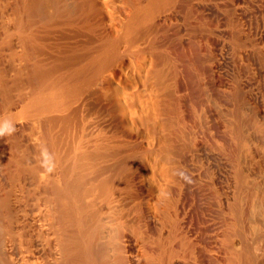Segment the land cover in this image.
<instances>
[{
	"label": "bare ground",
	"instance_id": "6f19581e",
	"mask_svg": "<svg viewBox=\"0 0 264 264\" xmlns=\"http://www.w3.org/2000/svg\"><path fill=\"white\" fill-rule=\"evenodd\" d=\"M46 1L34 4L30 12L46 14L44 9L50 5ZM59 1V12H69L74 8L72 4L78 3L75 0L73 3L68 0ZM78 1H82L84 6V2H87ZM193 1L128 0L124 34L107 37L102 48L86 56V64L75 75L73 73L72 79L31 86L22 96L23 113L18 117L11 112L18 104L11 94L12 89L0 87V93L3 96L6 94L7 98L0 103V118L11 119L17 128L13 135L0 138V264H188L187 261L193 260L197 254L212 264H219L214 263L211 254L216 229L211 211L214 199L212 193L204 198L206 209L199 207L197 195L183 191L182 182L176 173L178 163L173 158L189 147L188 142L193 136L184 133L181 127L187 124L192 126V119L176 114L171 118L172 126L170 124L174 142H168L167 138L160 139V146L174 156L155 158L154 155L151 159L133 161L128 144L106 139L101 131L94 133V130L88 129V123L83 117L80 120L73 119L76 131L72 134V141L62 144L65 145L62 150L51 131L52 125L59 128L60 122L49 118L51 114L69 110L83 89L96 85L110 86L111 78L104 73L114 63L119 47L124 42L128 43L130 51L136 53L138 65L145 72L142 82H147L149 75L157 76V81L152 83L157 87L152 106H162L168 108L171 114L177 113L182 100L181 92L189 90V85H193L194 82L190 83L189 80L192 73L198 76L201 74V64L196 63L198 59L195 61L198 53L187 51L189 48L184 50L179 42L180 31L174 30L169 35L159 18L165 13L179 11H185L186 16L192 18L198 9ZM50 6L47 8H53ZM201 24L204 28V23ZM193 42L190 44L193 45ZM146 58H150L152 66L147 65ZM172 58L181 63L180 68L171 64ZM192 90L195 89L192 88L190 92ZM207 112L205 108L203 113L206 115ZM28 121H35L32 129L34 138L25 145L21 132ZM151 125L156 129L154 124ZM45 126L48 128L43 133ZM223 127L229 139L223 137V149L230 151L232 138L234 146L242 149L246 130L243 132L240 128L239 119L235 116L232 122H225ZM42 144L55 156L56 168L50 174L44 173L40 167ZM157 148L160 147L153 144L150 150L155 154ZM133 166L150 170L153 185L158 191L155 200L146 201L147 194L143 193L140 183L135 181ZM150 195L151 191L148 192ZM259 196L262 205L252 202L249 217L253 220L258 217V221L264 225V187ZM221 228L223 249L227 252L225 262L221 264H256L257 259L248 239L241 252L231 249L229 241L234 232L233 222L226 219ZM193 230L199 235L197 237L202 242L201 248L190 239ZM251 232L250 228L248 235Z\"/></svg>",
	"mask_w": 264,
	"mask_h": 264
},
{
	"label": "rangeland",
	"instance_id": "374dc122",
	"mask_svg": "<svg viewBox=\"0 0 264 264\" xmlns=\"http://www.w3.org/2000/svg\"><path fill=\"white\" fill-rule=\"evenodd\" d=\"M55 1H46L53 8L48 7V10L47 6L50 5H47L46 11L44 9L46 14L42 15V12H30L33 5L41 0H0V87L12 89L11 94L18 104L11 112L17 114L16 117L23 113L21 99L31 86L72 79L75 72L86 64L90 54L102 48L107 37L124 34L128 0H86L85 6L82 1L75 0L78 4L68 0L74 8L61 13L57 10L60 1ZM193 3L198 9L192 18L186 16L185 11L174 15L172 12L165 13L159 18L169 35L180 31L179 42L184 50L189 48L187 51L200 54H195V61L198 59L196 63L201 64V74L192 73L189 76L190 83L194 82L192 88L198 91L190 92L192 88L189 85V90L181 92L182 100L177 113L171 114L168 108L162 106H152L157 90L152 83L157 81V76L149 75L147 82H142L145 72L138 65L136 53L130 51L128 43L124 42L119 47L114 63L104 73L111 78L110 86L96 85L83 89L69 110L51 114L50 119L55 118L60 122V127L54 128L52 125L51 131L63 150L66 143L72 141V134L76 131L73 119L80 120L83 117L88 129L94 130V133L101 131L106 139L128 144L133 161H137L154 158V155L155 158L174 156L160 146V139L167 138L168 142H174L170 124L172 126L171 118L176 114L192 119V126L187 124L181 127L184 133L193 136L192 142H188L190 148L173 158L178 163L176 173L182 182L183 191L197 195L199 207L206 209V196L212 193L214 198L211 210L216 222L211 252L214 263L221 264L226 259L221 227L227 219L233 222L234 228L229 241L231 249L241 252L248 239L257 259L256 264H264V225L258 221V217L254 220L249 217L252 202L262 205L259 193L264 187V0H194ZM50 10H53L52 13L58 12L50 15ZM201 23H204V28ZM192 42L193 45L190 44ZM146 61L150 66V58H146ZM171 64L178 68L181 66L175 59ZM6 99V94L3 96L0 93V103ZM188 105L190 109H187ZM203 108L208 110L206 115ZM235 116L239 119L242 131L246 130L243 131L246 139L241 149L234 146L232 138L230 151H226L221 144L224 136L228 139L223 126L227 121L232 122ZM33 124L35 121H28L21 132L25 145L34 138ZM47 128L44 127L43 133ZM153 144L160 147L154 150L155 154L150 150ZM132 168L135 181L147 194L146 201L155 200L158 191L153 185L150 170ZM249 227L252 230L250 235L247 233ZM197 236L196 230H193L190 239L201 248L202 242ZM200 256L197 254L187 263L212 264Z\"/></svg>",
	"mask_w": 264,
	"mask_h": 264
},
{
	"label": "clouds",
	"instance_id": "9594fccd",
	"mask_svg": "<svg viewBox=\"0 0 264 264\" xmlns=\"http://www.w3.org/2000/svg\"><path fill=\"white\" fill-rule=\"evenodd\" d=\"M16 131V125L11 119L0 118V138L11 136ZM39 163L44 173L50 174L55 171V156L48 150L47 146L43 144L40 146Z\"/></svg>",
	"mask_w": 264,
	"mask_h": 264
}]
</instances>
